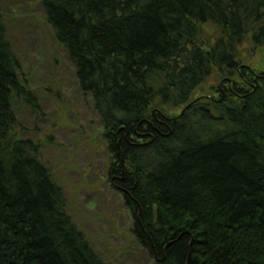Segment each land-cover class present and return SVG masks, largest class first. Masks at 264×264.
I'll list each match as a JSON object with an SVG mask.
<instances>
[{
	"label": "trees",
	"instance_id": "1",
	"mask_svg": "<svg viewBox=\"0 0 264 264\" xmlns=\"http://www.w3.org/2000/svg\"><path fill=\"white\" fill-rule=\"evenodd\" d=\"M40 2L154 264H264V0ZM18 66L0 5V264H105L16 129Z\"/></svg>",
	"mask_w": 264,
	"mask_h": 264
},
{
	"label": "rangeland",
	"instance_id": "2",
	"mask_svg": "<svg viewBox=\"0 0 264 264\" xmlns=\"http://www.w3.org/2000/svg\"><path fill=\"white\" fill-rule=\"evenodd\" d=\"M40 1L0 0L19 76L32 92L28 101H15L16 129L38 144L70 217L105 264H154L136 240L134 216L109 175L99 116L79 88L73 63L55 40ZM249 48L244 43L242 53L250 56ZM256 53L251 65L264 67L263 51Z\"/></svg>",
	"mask_w": 264,
	"mask_h": 264
}]
</instances>
